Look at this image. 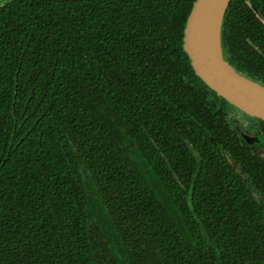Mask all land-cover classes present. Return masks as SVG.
<instances>
[{"label": "trees", "instance_id": "trees-1", "mask_svg": "<svg viewBox=\"0 0 264 264\" xmlns=\"http://www.w3.org/2000/svg\"><path fill=\"white\" fill-rule=\"evenodd\" d=\"M193 2H0V264H264V152L183 49ZM222 47L264 84V0Z\"/></svg>", "mask_w": 264, "mask_h": 264}, {"label": "water", "instance_id": "water-1", "mask_svg": "<svg viewBox=\"0 0 264 264\" xmlns=\"http://www.w3.org/2000/svg\"><path fill=\"white\" fill-rule=\"evenodd\" d=\"M230 0H194L183 30V49L196 74L243 113L264 120V84L244 75L225 59L222 23ZM247 144L260 140L236 127Z\"/></svg>", "mask_w": 264, "mask_h": 264}, {"label": "flooded vegetation", "instance_id": "flooded-vegetation-1", "mask_svg": "<svg viewBox=\"0 0 264 264\" xmlns=\"http://www.w3.org/2000/svg\"><path fill=\"white\" fill-rule=\"evenodd\" d=\"M248 38H250V37H248ZM257 46H258V44H257ZM227 56L230 57L231 54L228 52ZM240 72H242L244 75L249 76V74L243 72L242 70H240ZM249 77H251V76H249ZM236 112H238V115L242 114L243 116H241V118H239L240 120H239V122L236 123L235 128L237 126H239L241 129L247 131L248 133L258 136L260 138V140H258L257 142H255L253 144H250V145H252L256 148V150H257L256 152H260L262 154V152H264V139H263L264 136H263V131L261 130V125L259 123L260 118H257V117H255V118L252 117L253 119L248 118L249 115L243 113L239 109ZM236 131H237V129H236Z\"/></svg>", "mask_w": 264, "mask_h": 264}, {"label": "rangeland", "instance_id": "rangeland-1", "mask_svg": "<svg viewBox=\"0 0 264 264\" xmlns=\"http://www.w3.org/2000/svg\"><path fill=\"white\" fill-rule=\"evenodd\" d=\"M1 1H6V0H0V2H1ZM241 123H242V122H241Z\"/></svg>", "mask_w": 264, "mask_h": 264}]
</instances>
